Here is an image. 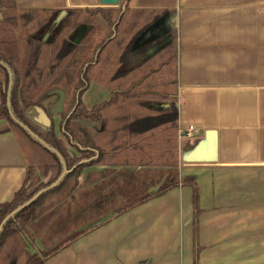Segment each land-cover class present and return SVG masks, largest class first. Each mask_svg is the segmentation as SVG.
I'll return each instance as SVG.
<instances>
[{"label": "crops", "instance_id": "obj_1", "mask_svg": "<svg viewBox=\"0 0 264 264\" xmlns=\"http://www.w3.org/2000/svg\"><path fill=\"white\" fill-rule=\"evenodd\" d=\"M14 1L24 14L102 6L100 0ZM126 6L175 16L178 164L164 167L162 150L147 149L150 157L142 155L152 164L90 167L81 185L90 190L96 185L92 176L107 169L129 177L142 169L158 174L146 186L150 193L170 177L179 184L90 231L44 264H194L196 251L199 264H264V0H125ZM165 17L170 22L169 14ZM93 85L102 88L103 101L109 98L107 89ZM146 100L152 112L169 106L155 96ZM140 109L146 112L148 106ZM191 127L192 136H186ZM207 131L217 134V161L185 162L184 153ZM25 175L15 135L0 134V204L13 200ZM185 178L199 188L197 241L192 189ZM84 211L89 218L92 211ZM41 232L35 235L39 247Z\"/></svg>", "mask_w": 264, "mask_h": 264}, {"label": "trees", "instance_id": "obj_2", "mask_svg": "<svg viewBox=\"0 0 264 264\" xmlns=\"http://www.w3.org/2000/svg\"><path fill=\"white\" fill-rule=\"evenodd\" d=\"M16 10L14 0H0V62L10 69L13 76L12 113L62 155L67 174L55 188L6 222L0 235V264H44L90 231L178 187V182L170 180L136 204L117 210L105 221L74 233L51 249H39L30 230L45 200L63 191L72 180L75 187L87 168L129 165L132 162L152 164L151 160L147 161L152 158L147 157L154 150H158L157 154L161 150L165 154L162 166H177L176 95L160 90L166 84L161 74L170 62L162 54L176 41L177 31L173 22L175 16L168 11L101 6L69 9L62 22L47 27L52 38L44 41L40 35L46 27L34 33L32 23L36 24L37 18L28 13L19 15ZM168 14L170 26L165 36L170 37V43L153 41L135 48L137 40ZM97 17L103 20L110 32L106 39L95 44L90 20ZM82 27H85V32L77 43ZM154 45H158L159 50L151 54L150 49ZM154 76L157 79H152ZM92 84L104 86L109 98L89 109L83 102V96ZM9 85V72L0 65V134L15 135L26 161V175L23 187L13 200L0 204V225L10 213L54 184L63 172L58 157L12 119L7 106ZM57 89L64 90L67 98L64 111L59 115L60 121L56 124L49 111L58 100L57 95L50 93ZM152 96L169 101L168 108L152 112L146 100ZM52 98H55L52 105H46ZM146 105L148 111L140 109ZM37 108L49 115L50 127L37 123ZM59 132L72 149L64 145L58 137ZM144 153L147 157H143ZM159 157H156L158 166L161 164ZM185 185L192 189L194 240L197 241L199 188L191 180ZM32 250L35 251L32 253ZM198 256L196 251L194 264H199Z\"/></svg>", "mask_w": 264, "mask_h": 264}, {"label": "rangeland", "instance_id": "obj_3", "mask_svg": "<svg viewBox=\"0 0 264 264\" xmlns=\"http://www.w3.org/2000/svg\"><path fill=\"white\" fill-rule=\"evenodd\" d=\"M124 2L125 0H120L119 4L115 7H119V9L122 8ZM16 11L19 15L24 14L18 12V10ZM28 14H31L37 18L36 24L32 23L34 33L42 27H46V30H44L43 33L41 32L40 35L44 41H48L52 38V32H48L47 27L53 24H59L65 18L63 15L58 20L60 13L32 12ZM167 21L168 20L166 17H163L159 22L152 25L150 29L137 40L135 48H140L146 43L152 41L156 36L154 32L165 27ZM90 23L93 26L92 38H94L95 44L106 39L110 30L107 26H105L103 20L100 17H97L93 20H90ZM160 35L164 37V40L167 43H170V37L165 36L166 31H162ZM155 47L153 48L154 53L158 52L159 50ZM175 54L176 41L162 54L168 57L170 62L167 70L165 69L161 74V79L163 82L166 81V84L162 85L160 90H162L164 93L167 92L169 95H176L177 91ZM171 59H173V61H171ZM101 89L102 88H98L94 85L91 86L85 93V96H83V102H85L90 108L91 106L102 102L104 99L102 100L103 92ZM97 91L99 92L97 93ZM148 98L151 97H147L146 99ZM157 99L161 101V98ZM54 100L55 98L50 99L46 105H52ZM53 120L57 124L60 121V116H53ZM58 137L64 142V145L67 148L72 149L60 132L58 133ZM142 170L143 171L135 173L130 177L128 175H116L115 173H112L114 171L113 169H107L101 173H95L92 176V182H95L96 185L92 186L90 190L86 189L87 186L83 184L81 185L84 180L82 176L78 180L79 182L75 187L74 180H72L63 189V191L48 197L45 200L42 208L38 210V219L30 226V230L34 235H36L38 232L40 233V231H42L41 233L44 235L41 239V247L36 244L37 247L41 250L51 249L56 245L64 243L71 235L77 233L88 224L97 221L98 218H103L108 214H114L117 210H121L128 205L136 204L145 195L150 193L149 189H146V186H148L150 182H152L154 179H157L159 176L156 173H148V171H145V169ZM86 171L87 170L84 171V174ZM169 179L171 180V177ZM188 180L189 179L185 178L183 180L184 184L188 182ZM81 203L84 205V209L88 208L92 211L89 218L87 217L88 214H86L82 208L83 206ZM98 205H103V209H99ZM54 215L56 218H54ZM59 235L63 237L56 240L55 237ZM34 251L35 250H32L31 252L33 253Z\"/></svg>", "mask_w": 264, "mask_h": 264}, {"label": "water", "instance_id": "obj_4", "mask_svg": "<svg viewBox=\"0 0 264 264\" xmlns=\"http://www.w3.org/2000/svg\"><path fill=\"white\" fill-rule=\"evenodd\" d=\"M119 2H120V0H100L101 5L104 7H115L119 4ZM65 13L66 12L60 13L58 20L63 15H65ZM169 26H170V22L167 21L165 27L156 31V35L161 34L162 31H166V29L169 28ZM84 32H85V27H82L80 30V33L78 35V38H77V43H79L81 41V39L84 35ZM154 34H155V32H154ZM155 48L158 49V47H155ZM151 52H154V50H152ZM0 65L4 66L8 70L9 75H10V85H9V91H8L7 106H8V109H9V112H10L12 119L18 125H20V127H22L32 138H34L36 141H38L45 149H47L48 151L55 154L58 157V159L60 160L61 164L63 165V172L60 175L59 179L54 184H52L50 187L40 191L31 200H29L27 203H25L21 207L17 208L15 211L10 213L5 218V220L0 225V235H1L3 227L9 219L13 218L17 213L21 212L22 210L27 208L29 205L34 203L43 194H45L49 190L55 188L62 181V179L67 174V167H66L64 158L62 157V155L57 150L50 147L39 136H37L31 129H29L26 125H24L22 122H20L18 119H16L15 116L13 115L12 109H11V98H10L11 88H12V84H13L12 72L2 62H0ZM50 95H57L58 100L53 105V107L50 109L49 114L53 115V116H58L64 111V105L66 102V93L62 89H57V90L52 91L50 93ZM37 113H38V116L36 118L37 123H39L43 126H46V127H50L52 123H51V119H50L49 115L41 108H37ZM217 149H218V141H217L216 132L215 131H207L205 133L204 139L200 140L193 147L192 150H189V151L184 153V161L187 163H212V162H216L217 161Z\"/></svg>", "mask_w": 264, "mask_h": 264}, {"label": "flooded vegetation", "instance_id": "obj_5", "mask_svg": "<svg viewBox=\"0 0 264 264\" xmlns=\"http://www.w3.org/2000/svg\"><path fill=\"white\" fill-rule=\"evenodd\" d=\"M155 34H156V31H155ZM154 36H155V35H154ZM165 39H166V38H165ZM153 41H154V42L157 41V42H159V43H160V42H166V41L164 40V37H163L162 35H160V34H159V35H156L155 38H154L152 41H150L149 43H152ZM146 44H148V43H146ZM146 44H145V45H146ZM155 46L158 47V49H159V46H158V45H154V46L150 49V53H151V54L154 53V52H151V51L153 50V48H154ZM66 98H67V96H66ZM56 102H57V101H56ZM52 116H53V115H52ZM58 116H59V115H58Z\"/></svg>", "mask_w": 264, "mask_h": 264}, {"label": "built area", "instance_id": "obj_6", "mask_svg": "<svg viewBox=\"0 0 264 264\" xmlns=\"http://www.w3.org/2000/svg\"><path fill=\"white\" fill-rule=\"evenodd\" d=\"M195 129H193L192 127L187 131L188 133L186 134V136H189L191 137L192 136V132L194 131Z\"/></svg>", "mask_w": 264, "mask_h": 264}]
</instances>
